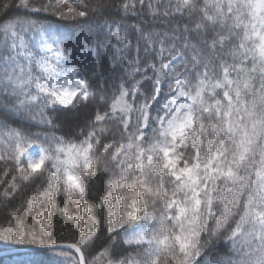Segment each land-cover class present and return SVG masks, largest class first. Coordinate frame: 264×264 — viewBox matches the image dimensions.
Masks as SVG:
<instances>
[{
    "label": "snow or ice",
    "instance_id": "obj_1",
    "mask_svg": "<svg viewBox=\"0 0 264 264\" xmlns=\"http://www.w3.org/2000/svg\"><path fill=\"white\" fill-rule=\"evenodd\" d=\"M111 7L0 0V109L19 121H0L4 175L8 161L14 173L0 190V247L15 264H41L45 252L50 264H264V0H121V19L136 17L135 57L126 65L133 45L112 21L116 43L98 41L90 68L67 67L68 25L7 20L22 8L82 30ZM102 156L113 171L97 215L85 194ZM101 223L107 240L93 256ZM57 229L77 239L58 241ZM224 233L226 253L213 254ZM121 236L133 250L116 255Z\"/></svg>",
    "mask_w": 264,
    "mask_h": 264
},
{
    "label": "trees",
    "instance_id": "obj_2",
    "mask_svg": "<svg viewBox=\"0 0 264 264\" xmlns=\"http://www.w3.org/2000/svg\"><path fill=\"white\" fill-rule=\"evenodd\" d=\"M88 3H94L95 0H87ZM38 5L47 3V0H37ZM105 3L113 5L109 11H107L103 16L101 15H93L90 19L89 25L83 27L81 30L78 27H73L72 25L75 22L63 21L58 20L55 16H52L49 13L45 12H38L34 13L31 11H26L22 8H13L7 14V20L15 22L16 20H28V19H38L43 22L45 25L51 24L53 26H63L68 25L67 28H63L66 34V42L71 41L68 43V51L71 53L70 59L72 63L68 64L67 67H80L84 66L86 68L91 67V63L89 60V51L91 50L93 55L92 59H95V48L98 41H106L109 44H115V38L109 33V29L107 28L106 24L111 23L112 21H116L118 24H122L124 27L121 29V35H126L127 38L132 42V50L131 53L127 50L124 51L123 55L125 57V63H127L134 59L135 57V44L136 41L133 39L131 35H128L127 29H130L133 24L136 23V17L129 16L128 19H121L122 13H118V7L121 3V0H105ZM151 19V17H149ZM163 19V18H162ZM162 19L159 21H154L153 23L156 25L162 24ZM6 22L5 17L0 16V25ZM154 31H160V27H155ZM113 31H115V25H113ZM70 33V35H69ZM31 34H28L30 36ZM90 41V43H87ZM82 43H86V47H80L79 45ZM31 47V42L29 44ZM33 51H36L33 49ZM6 54V49L4 48V37L3 33H0V56ZM141 59H143V42H141ZM101 60H107V55L101 56ZM83 71V68H81ZM33 73L34 75H38V71L36 70L35 66H33ZM95 79V76H93ZM104 109H101L103 111ZM51 114V113H49ZM94 115V111L92 112ZM6 120L7 123L18 125L19 121L18 118L14 117L10 112H5L0 109V121ZM64 118L61 117L60 120L56 121L57 124H63ZM32 131H41L40 127H33ZM55 135L60 136L64 135L67 131V128H56L53 129ZM111 136L109 135V140ZM9 171L8 175H4L5 171V161L0 160V180H3L4 183L0 184V190L7 186V182L11 181L12 175L14 174L11 170V161H8ZM112 171L113 166L111 162L110 156H102L99 159V168L97 176L91 179L88 183V190L86 192V200L90 205H96L94 211L99 215L100 212V205L103 203L101 197L107 196L109 191V180L112 178ZM34 189L29 186L27 188H23L22 192L17 193L15 199L13 200L14 204H19L22 200H26L28 197L32 196ZM65 201H61V208H63ZM67 210L72 213H76L78 210L74 204L69 203ZM107 207L104 208L105 215L107 214ZM83 215L86 218L88 213L87 210L83 211ZM57 219L59 223L62 225L64 220L62 218V212L57 213ZM4 221V213L0 212V223ZM104 224L101 223L100 225V239L97 241L96 248L92 250L91 255H95L98 251H100L103 247H105L107 236L103 233ZM227 233L221 235L219 241H216L215 238L212 244V252L213 254H224L227 251L225 246V237ZM56 239L62 242H73L77 239V232L69 231L67 229H63L61 234V229H57ZM114 251L116 255H125L128 251H132L133 249L128 248L123 243V236L113 245ZM3 247H0V252L4 251ZM70 252H73L69 250ZM74 253V252H73ZM40 256L41 264H50V262L54 259L50 254L47 252L45 253H37ZM17 254L10 255V256H2L0 257V264H15L17 259Z\"/></svg>",
    "mask_w": 264,
    "mask_h": 264
},
{
    "label": "water",
    "instance_id": "obj_3",
    "mask_svg": "<svg viewBox=\"0 0 264 264\" xmlns=\"http://www.w3.org/2000/svg\"><path fill=\"white\" fill-rule=\"evenodd\" d=\"M74 252V250H71ZM16 252L12 251V250H4L0 252V257L2 256H10V255H15Z\"/></svg>",
    "mask_w": 264,
    "mask_h": 264
}]
</instances>
